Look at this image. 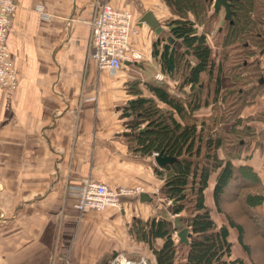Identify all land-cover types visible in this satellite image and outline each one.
Here are the masks:
<instances>
[{
  "label": "crops",
  "instance_id": "1",
  "mask_svg": "<svg viewBox=\"0 0 264 264\" xmlns=\"http://www.w3.org/2000/svg\"><path fill=\"white\" fill-rule=\"evenodd\" d=\"M95 1L14 0L6 46L17 85L0 88V264H101L116 255L155 264L148 246L136 237L138 221L166 217L169 208L161 202L162 180L153 172L152 157L134 154L126 144L120 109L130 98L124 91L128 74L122 71L129 65L109 76L87 59ZM102 1L130 11L136 21L148 10L155 15L154 0ZM149 31L139 25L130 41L134 51L144 54L142 61L153 62L155 39L150 40ZM175 45L182 46L178 40ZM230 84L224 76L222 88ZM260 104L254 102L239 116L254 114ZM210 113L202 109L194 116ZM250 125L253 134L242 139L250 149L234 162L250 166L264 184V123ZM83 177L111 189L141 190L125 197L120 210L80 212L74 207V188ZM141 192L155 195L154 200L139 201ZM255 209L264 218V201ZM234 232H229L232 243ZM234 248V255L251 264Z\"/></svg>",
  "mask_w": 264,
  "mask_h": 264
},
{
  "label": "trees",
  "instance_id": "2",
  "mask_svg": "<svg viewBox=\"0 0 264 264\" xmlns=\"http://www.w3.org/2000/svg\"><path fill=\"white\" fill-rule=\"evenodd\" d=\"M163 2L172 19L165 23V37L153 41L152 56L166 79L177 75L184 85L182 89L189 87L190 92L186 95L175 86L172 91L163 83H144L147 94L128 90L130 98L120 109V118L128 130L126 144L134 154L152 156L157 152L175 158L161 168L155 165L153 172L162 180L160 197L171 203L170 214L178 216L179 224L188 229L190 236L187 244H179L178 238L177 241L173 238V233L177 232L176 216L168 219L157 215L144 223L138 221L136 237L148 246L155 264H246L243 257L232 253L236 244L251 264H259L255 254H264V218L255 207L264 201V184L250 166L234 162L241 154L240 148L247 143L242 139L250 134L246 132L243 137L239 134L242 138L225 146L222 137L210 127V122L215 124L220 119L215 115V103L221 90H227L222 88L221 67L211 58L213 47L205 43L211 24L217 19L212 10L213 0ZM257 9L260 11L253 17ZM231 11L230 18L219 23L216 34H223L222 46L226 48L241 46L239 50L245 57L240 59L238 67L258 65V59L249 61L248 57L264 56L261 53L264 48L261 29L264 27V0H231ZM168 35L182 46L167 43ZM180 48L182 58L179 59ZM180 62L189 64L182 73L178 67ZM197 63L201 64V70L196 68ZM228 75L231 83L236 82V74ZM175 78L174 83L177 82ZM256 79L259 86H264V76L258 75ZM253 98L262 99L261 96ZM202 109L212 113L207 117L194 116L195 111ZM262 113L264 110L260 115ZM221 149L223 153L218 151ZM210 178L212 208L205 202ZM231 200L240 204L248 223L241 222L235 210L223 208ZM212 214L224 217V223H219ZM230 230L235 231L234 243L229 240ZM250 235L260 237L259 242L249 244L247 236ZM156 239L161 240L159 246L155 244Z\"/></svg>",
  "mask_w": 264,
  "mask_h": 264
},
{
  "label": "rangeland",
  "instance_id": "3",
  "mask_svg": "<svg viewBox=\"0 0 264 264\" xmlns=\"http://www.w3.org/2000/svg\"><path fill=\"white\" fill-rule=\"evenodd\" d=\"M152 8L154 9L156 18L160 22V25L162 26L163 31L161 34H159V36H157V34L155 35L154 31L150 29L147 35L148 37H150V40H154V39L157 40L158 37L162 39L167 34V28H166L165 23L171 20L172 16L169 13V11L166 10L163 0L152 1ZM137 10H141V7L137 8ZM259 11L260 9L259 10L257 9L253 13L252 16L255 17V14L258 13ZM223 15L224 13H223V10L221 9L220 12L217 14V19H215L213 23L211 24L212 28L208 32V36L205 40V43L211 48L213 47L211 49V58L213 59L215 65H218V64L220 65L221 71H222L220 74L221 78L222 76H227L231 78V76L228 75V73L231 75L236 74V79H237L236 82L232 81V83L228 87L229 89L227 88V90H224V91L221 90L220 96L217 102L215 103V108H214L215 115H218L220 119H218L215 124L210 122V127H213L212 128L213 131L217 132V134L222 137L223 139L222 142L224 143V145L228 146L229 143L234 144V142H237L239 138H242L243 136H245L244 134H246V132H248V135L250 134L251 136L253 134L254 127H252L250 123H252L253 121L264 123V114L262 113L263 115H260V112L264 110V86H259L257 84V79H256L258 75L264 76V56L260 58H256V56L250 55V57H248V60L252 61L254 59L255 60L258 59V65L253 63L250 67H247V68L238 67V63L240 59L245 57L242 51L239 50L241 46H233V47L227 46L228 48H226L222 46V39L224 38L223 34L220 36L216 34V30L219 26V23L221 22V20H223V17H224ZM199 28L201 30V27ZM261 29H263L264 31V27H262ZM216 39H218V42L216 41ZM181 51L182 50L180 48L178 50L179 59L182 58V56L179 54ZM188 63L192 65L193 62L189 61ZM188 63L187 64L184 63L183 65L180 62L178 66L180 68V73H182L183 70L187 69L186 66L189 65ZM158 67H159V64H157L156 61H153V62L141 61L140 63L129 65L127 66V68L122 69L123 72L128 74L126 75V81L124 82V85H125L124 91L130 90L132 92L136 91V92H141L143 94H147V92H145L144 90L145 89L144 83L154 82V83H163L166 85V87H168L172 91L174 89L173 87L175 86V89H180V91L183 94H186V95L189 94L190 88L189 87L185 88L186 90L182 89L184 85L181 84V78L179 79L177 75H174V77H176L175 78V80L177 81L176 83H174L175 81H173L174 77L170 78L169 80L166 78L164 79L157 78L156 75H158V73H161V70ZM211 86L214 87V84L212 83ZM194 89L197 90V86ZM201 91H204V90H201ZM244 92L246 93L249 92V93L246 95ZM257 96H261L262 99L253 100L254 99L253 97H257ZM253 101L255 103L259 102V104L261 103L259 106H257L258 109L256 110V112H254V114L249 115L245 118H241L239 116L241 110L246 107H251V105L254 104ZM207 116L208 115H206L205 117ZM232 122L235 123L234 126ZM122 126H123V122H122ZM230 126H233V128H231ZM123 128L126 129L124 126ZM229 130L231 131L229 132ZM238 131H241V133H238ZM239 134H241L242 137H240ZM250 136L244 137V138L246 139V138H249ZM244 147H243V150L242 148H240L241 153L243 152L247 153L250 149V145L247 143ZM152 161H153V157H152ZM210 182H211V178H210ZM210 186H211V183L208 185V188L206 189V192H205V202L210 199L209 197H211V194H210L211 187ZM162 201L164 200L161 198V202ZM236 201L237 200H231L229 204H226V205L224 204L223 208L228 211L232 209L235 210L237 212L236 215L240 217L239 220L241 222L248 223L249 222L248 218L243 214V212L241 211L240 204ZM164 202L166 203V207L169 208L171 203H169V201L168 202L164 201ZM210 205L212 208L211 201H210ZM164 213H165L164 215L168 218L177 216V215L172 216L170 214V211H169V214H168V211H165ZM218 219L224 220V217L219 215ZM234 235L235 234H233V236ZM233 236H232V240H235L236 237H233ZM173 238H174V233H173ZM259 239L260 237L258 236H251V235L247 236V240L249 244L258 243ZM237 246L239 247V245L236 244L235 247ZM263 257H264V254L260 257V259L258 258L259 264H264Z\"/></svg>",
  "mask_w": 264,
  "mask_h": 264
},
{
  "label": "built area",
  "instance_id": "4",
  "mask_svg": "<svg viewBox=\"0 0 264 264\" xmlns=\"http://www.w3.org/2000/svg\"><path fill=\"white\" fill-rule=\"evenodd\" d=\"M15 9L14 0H0V88L6 90H13L17 85L16 70L6 46L10 18ZM137 21L130 11L117 9L102 0L95 1L89 21L87 59L95 61L97 68L109 76H115L125 65H134L142 61L144 54L138 50L134 51L130 41L133 36L139 34ZM156 77L164 79L161 73ZM157 154V152L152 153V157ZM140 190L139 187L111 189L101 182L83 177L74 188L76 195L74 207L80 212L104 211L107 208L120 210L123 206L122 200ZM174 239L177 241L176 233ZM107 264H144V262H135L123 255H116Z\"/></svg>",
  "mask_w": 264,
  "mask_h": 264
},
{
  "label": "water",
  "instance_id": "5",
  "mask_svg": "<svg viewBox=\"0 0 264 264\" xmlns=\"http://www.w3.org/2000/svg\"><path fill=\"white\" fill-rule=\"evenodd\" d=\"M213 12L215 14H218L220 10L222 9L224 12V17L221 23H223L225 20H228L230 18L231 14V0H213L212 3ZM139 25L146 24L150 29H152L155 34L159 35L162 33L163 29L160 25V22L154 15V13L151 10L146 11L143 13L139 19H138ZM166 41L169 44H175V40L171 36H166ZM187 52V51H186ZM261 53L264 54V48L262 49ZM196 68L198 70H201V64L197 63ZM175 158L172 156H168L165 154L158 153L153 157V161L158 167H163L166 164H170L174 162ZM155 195H150L146 192H141L138 195V200L141 202H152L154 200ZM173 203V202H172ZM174 224L177 228L176 237L178 238L179 244H187L188 238L190 236V233L188 232V229L186 227H181V225L178 222V216L174 219Z\"/></svg>",
  "mask_w": 264,
  "mask_h": 264
},
{
  "label": "flooded vegetation",
  "instance_id": "6",
  "mask_svg": "<svg viewBox=\"0 0 264 264\" xmlns=\"http://www.w3.org/2000/svg\"><path fill=\"white\" fill-rule=\"evenodd\" d=\"M224 13V12H223Z\"/></svg>",
  "mask_w": 264,
  "mask_h": 264
}]
</instances>
